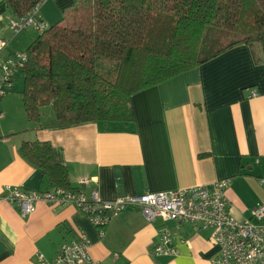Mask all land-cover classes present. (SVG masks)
<instances>
[{
    "label": "crops",
    "instance_id": "0c3cea01",
    "mask_svg": "<svg viewBox=\"0 0 264 264\" xmlns=\"http://www.w3.org/2000/svg\"><path fill=\"white\" fill-rule=\"evenodd\" d=\"M76 6L77 0H54L52 10L70 14ZM11 18L6 0H0V38L11 40L6 55L17 52ZM254 53L241 45L134 93L131 123L56 126L53 109L46 106L39 124H32L24 114L22 86L12 90L0 100V195L5 187L51 188L19 154L22 143L48 142L55 162L68 171L71 189L87 198L96 192L101 200L113 201L228 180L224 196L230 214L238 221L250 219L252 210L264 204L258 183L264 178V63ZM83 180L87 184L81 185ZM163 227L174 225L149 223L139 207H130L100 236L73 204L38 202L34 213L22 218L17 206L1 202L0 264H37L36 254L51 263L60 245L79 234L98 264H213L210 231L189 224L176 232L174 256L153 257L150 248Z\"/></svg>",
    "mask_w": 264,
    "mask_h": 264
},
{
    "label": "trees",
    "instance_id": "16d2710c",
    "mask_svg": "<svg viewBox=\"0 0 264 264\" xmlns=\"http://www.w3.org/2000/svg\"><path fill=\"white\" fill-rule=\"evenodd\" d=\"M41 1L6 0L12 18L26 15ZM77 1L89 4L87 26L57 22L47 27L42 21L46 28L33 29L37 37L24 50L20 95L32 124H39L40 109L46 106L52 107L56 126L131 123L134 93L228 50L248 46L264 63V0ZM216 32L238 36L223 46L205 41ZM105 60L114 63L113 81L98 73ZM19 154L41 171L50 189L75 191L48 142L22 143Z\"/></svg>",
    "mask_w": 264,
    "mask_h": 264
},
{
    "label": "built area",
    "instance_id": "2783aa9c",
    "mask_svg": "<svg viewBox=\"0 0 264 264\" xmlns=\"http://www.w3.org/2000/svg\"><path fill=\"white\" fill-rule=\"evenodd\" d=\"M40 3L26 15L11 18L9 29L12 39L27 30L46 28L38 17ZM11 40L0 38V100L10 91L27 63L25 52H5ZM254 90L251 96H255ZM2 116L0 112V117ZM264 189V178L258 180ZM81 185L87 184L83 180ZM228 180L218 181L210 186L170 191L145 193L139 196L118 198L113 201L101 200L96 192L87 198L81 191L50 189L43 192L25 191L17 187H5L0 203L15 205L22 218L34 213L38 202L49 205L73 204L104 235L111 219L130 207H139L149 223L161 220L173 223V228L163 227L157 232V240L151 245L150 253L155 258L172 257L176 254L174 238L182 224H189L198 230H209L210 241L216 253L213 264H264V204L254 208L250 219L238 221L229 212L224 196ZM88 242L78 235L76 240L60 245L53 262L49 263L41 254H36L37 264H98L88 252Z\"/></svg>",
    "mask_w": 264,
    "mask_h": 264
},
{
    "label": "rangeland",
    "instance_id": "374dc122",
    "mask_svg": "<svg viewBox=\"0 0 264 264\" xmlns=\"http://www.w3.org/2000/svg\"><path fill=\"white\" fill-rule=\"evenodd\" d=\"M54 4V0H44L40 2V12L39 16L43 18V21L47 27L56 24L57 22L63 23L65 26H71V27H79L82 28L84 26H87L90 18L89 13V4L86 2L78 3V6L74 7V9L70 12H56L52 10V6ZM52 20L48 21L46 19L47 16ZM39 17V18H40ZM33 34H32V33ZM24 33V34H23ZM21 33L18 37H16L12 42H14L13 48L17 52H24V50L27 49V47L31 44V42L37 37V34L29 29L26 32ZM26 36L29 37L27 41H24L23 38ZM237 34L229 32V34H222L219 32L208 34L205 37V41L212 44V45H219L223 46L231 41L236 40ZM102 65L98 69L99 75L104 77L105 79H108L110 81H113L116 77L114 63L109 60H105L101 63ZM13 90L20 91L22 86V81L18 77L17 80L14 82Z\"/></svg>",
    "mask_w": 264,
    "mask_h": 264
}]
</instances>
